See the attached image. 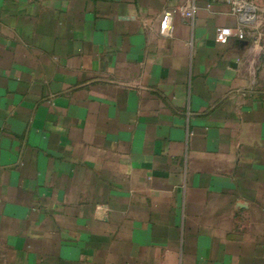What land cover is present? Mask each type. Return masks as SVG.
<instances>
[{"label":"crops","instance_id":"obj_1","mask_svg":"<svg viewBox=\"0 0 264 264\" xmlns=\"http://www.w3.org/2000/svg\"><path fill=\"white\" fill-rule=\"evenodd\" d=\"M0 0V264H264V0Z\"/></svg>","mask_w":264,"mask_h":264},{"label":"built area","instance_id":"obj_2","mask_svg":"<svg viewBox=\"0 0 264 264\" xmlns=\"http://www.w3.org/2000/svg\"><path fill=\"white\" fill-rule=\"evenodd\" d=\"M226 2L230 5L231 12L240 18V24L235 30L227 27L216 29V40L218 42H225L231 38L243 39L244 25L252 22L256 18V9L247 0H226ZM196 3L197 0H185V3L176 7V9L172 11H165L159 22V35L162 37L169 36L175 13L181 15L185 19L192 20L197 9Z\"/></svg>","mask_w":264,"mask_h":264}]
</instances>
